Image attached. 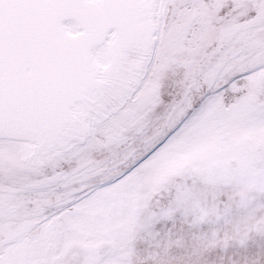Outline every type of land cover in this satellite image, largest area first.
Listing matches in <instances>:
<instances>
[{
    "label": "snow or ice",
    "instance_id": "6c2138e0",
    "mask_svg": "<svg viewBox=\"0 0 264 264\" xmlns=\"http://www.w3.org/2000/svg\"><path fill=\"white\" fill-rule=\"evenodd\" d=\"M235 27L258 31L255 52L217 39ZM130 47L162 85L142 80L9 194L30 193L37 207L25 217L59 233L31 264H264V157L222 172L182 162L189 127L212 102L250 107L264 124V84L254 83L264 76V0H0V142L6 127L58 131L70 102L87 104ZM97 174L108 178L90 183ZM60 189L69 198L40 211ZM101 193L119 212L83 223ZM4 199L0 187V224ZM0 264L20 261L0 247Z\"/></svg>",
    "mask_w": 264,
    "mask_h": 264
},
{
    "label": "rangeland",
    "instance_id": "374dc122",
    "mask_svg": "<svg viewBox=\"0 0 264 264\" xmlns=\"http://www.w3.org/2000/svg\"><path fill=\"white\" fill-rule=\"evenodd\" d=\"M216 36L226 46L247 48L250 52H255L261 42L258 31L239 27L229 31L217 30ZM161 51L158 48L157 55ZM104 55L107 56V52ZM206 55L211 56V52ZM155 69V63L150 64L135 47H130L117 67L100 77V83L88 96L87 104L77 102L73 106V114L79 118L78 124L66 126L46 140L5 138L0 142V187L4 189L6 209L5 219L0 224V247L4 248L6 256L20 261V264H31L39 258L42 250L60 243L57 231L38 226L34 223V216L25 217L24 210L37 207L30 193L20 192L15 199H10L9 194L39 179V175L54 162L61 147L85 132L92 121L104 118L125 96L135 91L142 80L145 88L160 87L163 78L155 75ZM254 83L257 86L264 84V76H256ZM184 142L188 151L182 162L197 160L216 172L244 170L253 161L264 157V124L250 107L241 105L229 111L222 100L215 101L190 125ZM107 178L97 174L90 183L99 184ZM59 191L58 197L42 202L39 210L50 213L54 211L52 204L69 198L70 193L65 189ZM120 205L121 201L111 200L106 193H101L87 206V218L82 222L87 225L100 223L118 213Z\"/></svg>",
    "mask_w": 264,
    "mask_h": 264
},
{
    "label": "bare ground",
    "instance_id": "6f19581e",
    "mask_svg": "<svg viewBox=\"0 0 264 264\" xmlns=\"http://www.w3.org/2000/svg\"><path fill=\"white\" fill-rule=\"evenodd\" d=\"M99 83H100V81H99ZM75 103H76V100H73L70 102V104L67 108V111L70 114V118L67 120L66 123H64V125L58 131L53 132V133H49L47 136H41V135H39L33 131H30L28 129H17V128H7L6 127L2 133L3 139H5V138H9L11 140L12 139H14V140L22 139L23 140V139H29V138L30 139L44 138V140L50 139L51 136L60 132L64 127L79 123V120H78L79 118L77 116H75L73 114V111H72L73 106L77 104V103L76 104Z\"/></svg>",
    "mask_w": 264,
    "mask_h": 264
},
{
    "label": "water",
    "instance_id": "95a60500",
    "mask_svg": "<svg viewBox=\"0 0 264 264\" xmlns=\"http://www.w3.org/2000/svg\"><path fill=\"white\" fill-rule=\"evenodd\" d=\"M77 102H78V101H76V103H77ZM76 103H75V104H76Z\"/></svg>",
    "mask_w": 264,
    "mask_h": 264
}]
</instances>
